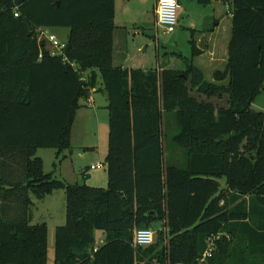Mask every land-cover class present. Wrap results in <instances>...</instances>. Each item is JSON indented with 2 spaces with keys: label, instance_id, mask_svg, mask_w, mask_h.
<instances>
[{
  "label": "trees",
  "instance_id": "obj_1",
  "mask_svg": "<svg viewBox=\"0 0 264 264\" xmlns=\"http://www.w3.org/2000/svg\"><path fill=\"white\" fill-rule=\"evenodd\" d=\"M232 4L226 65L208 81L192 59L184 71L115 66V0H0V264H48V227L31 224L32 197L57 189L66 223L53 264H264L263 218L231 207L245 196L264 206V112L251 107L264 86V0ZM48 27L70 28L59 53L39 39ZM202 53L193 39L192 57ZM97 72L107 188L69 185L37 155L70 148ZM225 96L226 106L212 101ZM154 226V243L136 246V232ZM96 230L106 241L95 251Z\"/></svg>",
  "mask_w": 264,
  "mask_h": 264
},
{
  "label": "rangeland",
  "instance_id": "obj_2",
  "mask_svg": "<svg viewBox=\"0 0 264 264\" xmlns=\"http://www.w3.org/2000/svg\"><path fill=\"white\" fill-rule=\"evenodd\" d=\"M158 0H115L116 23L122 27L123 35L120 46L127 55L126 65L144 70L170 68L184 71L187 62L192 59V40L202 39L216 27L215 23L222 19L220 30L216 37L223 45L220 48V58L228 57V41L232 33L231 0H213L210 4H203L198 0H180L178 11L179 21L172 33H166L156 24V7ZM40 32L39 39H44L47 47L57 51L50 40L58 44L66 43L70 33L68 27H48ZM211 43H209V49ZM203 52L206 48L201 49ZM208 50L202 57L192 59L196 66L203 69L206 80L214 81V72L225 68L220 61L212 65ZM85 75H91L88 71ZM97 92L91 94L94 104H89L85 98L79 99L74 122L71 128L70 148L58 157L55 148H42L38 156L44 161L46 173L53 174L57 179L69 184H86L91 187L107 188L109 178L106 158L109 150V113L107 96L103 93V81L97 72ZM198 99H206L204 95L193 91ZM227 96L223 99L213 98L218 106H226ZM254 111L264 112V86L251 105ZM95 108L97 114L89 109ZM173 114L169 115L172 120ZM179 152L184 153L182 149ZM180 154V153H179ZM185 154V153H184ZM180 154L181 163L186 164V156ZM102 163L101 167L93 170L92 165ZM223 182V181H222ZM31 224H43L48 227V264L54 263V249L56 229L66 223V191L57 189L53 193L42 197H32ZM160 227V225H159ZM158 226L151 228L155 232ZM102 236V239L100 238ZM96 244L103 245L106 234L103 230L95 231ZM102 241V242H101Z\"/></svg>",
  "mask_w": 264,
  "mask_h": 264
},
{
  "label": "crops",
  "instance_id": "obj_3",
  "mask_svg": "<svg viewBox=\"0 0 264 264\" xmlns=\"http://www.w3.org/2000/svg\"><path fill=\"white\" fill-rule=\"evenodd\" d=\"M231 2H232V0H231ZM231 22H232V12H231ZM115 20H116V15H115ZM156 24H157V17H156ZM221 24H222V19L221 20H218V21H216V23H215V25H216V27L215 28H213L212 30H211V34H209V40H208V36H207V34H205L204 36H205V44H206V46H205V48H206V50L201 54V55H199V56H197V57H202V56H204L205 54H206V52L209 50L210 52H211V54H210V63L212 64V65H214L215 63H219L220 61H222V62H224V65H226V61H227V59L226 58H220V54H219V52H220V48H221V45H223V43H222V41H221V39L220 38H218V37H216V33H217V31L218 30H220V26H221ZM115 25H116V28H115V30H114V53H113V64L115 65V66H122V67H128V68H132V67H130V66H128V65H126V61H127V55L125 54V52L123 51V49H122V47L120 46V39H121V36L123 35V30H122V27L121 26H118L117 25V23H116V21H115ZM44 30V29H43ZM41 31V32H43L44 33V31ZM231 38V37H230ZM196 40V39H195ZM196 42H197V46L199 45V43H200V39L198 38L197 40H196ZM230 42V40L228 41V43ZM209 43H211V48L209 49ZM199 47V46H198ZM49 49V48H48ZM50 50V49H49ZM52 51V50H51ZM194 58H196V57H194ZM193 57H192V59H194ZM198 67L200 68V69H202V67H200L199 65H198ZM161 69H163V68H161ZM161 69H159V70H161ZM147 70V69H146ZM202 71H203V69H202ZM98 91V89L97 88H94V89H92V93L93 92H97ZM89 100V104H94V98L92 99V97L90 96V98L88 99ZM89 109V108H88ZM91 112L93 111L94 113H98L97 112V110L95 109V108H90L89 109ZM40 150V149H39ZM39 150H38V152H39ZM38 152H37V155H38ZM42 158V157H41ZM101 163V162H100ZM93 166V165H92ZM92 166H91V168H92ZM93 170H95L96 168H92ZM223 188L225 187V181H223ZM233 193H231L230 195H229V197H231V195H232ZM243 203H245L244 204V206L248 209V210H251L252 208H253V210H255V212H256V214L258 213V214H260V217H259V219L261 218H263V220H264V206L260 203V202H258L255 198H254V196H245V197H242L241 199H239V200H237V201H234L233 203H232V205H231V207H237V206H239L240 204H243ZM260 219V220H261ZM244 222H247V223H250L252 226H254V224L252 223V221L250 220V219H247L246 221H244ZM243 226V225H242ZM242 226H240V227H242ZM239 231H240V228H239ZM239 231H237V234H239ZM262 233H263V231H262ZM241 236H244V235H242L241 234ZM100 238L102 239V236H100ZM102 242V241H101ZM103 244H105V241H104V243ZM102 245L101 244H96V247H95V251L96 250H98L100 247H101Z\"/></svg>",
  "mask_w": 264,
  "mask_h": 264
},
{
  "label": "built area",
  "instance_id": "obj_4",
  "mask_svg": "<svg viewBox=\"0 0 264 264\" xmlns=\"http://www.w3.org/2000/svg\"><path fill=\"white\" fill-rule=\"evenodd\" d=\"M181 7L180 0H158L156 7L157 15V27H161L165 30L166 33H172L179 21L178 11ZM51 44L57 51H52L53 54L59 53L65 47V43L58 44L53 39L50 40ZM102 163L93 165L92 168L101 167ZM155 241V232L150 228L139 229L134 238L133 242L136 246H149ZM211 246V245H210ZM212 248L205 252L203 259L211 255Z\"/></svg>",
  "mask_w": 264,
  "mask_h": 264
},
{
  "label": "water",
  "instance_id": "obj_5",
  "mask_svg": "<svg viewBox=\"0 0 264 264\" xmlns=\"http://www.w3.org/2000/svg\"><path fill=\"white\" fill-rule=\"evenodd\" d=\"M56 4H57V6H59L60 2L58 1ZM198 46H199L200 49H204L205 48V46H206V44H205V36L202 37V39H201V41H200Z\"/></svg>",
  "mask_w": 264,
  "mask_h": 264
}]
</instances>
